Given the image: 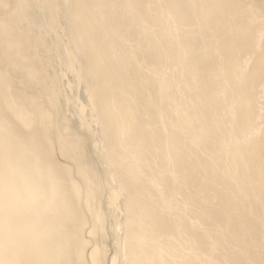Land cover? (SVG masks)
Returning a JSON list of instances; mask_svg holds the SVG:
<instances>
[{"label": "bare ground", "instance_id": "bare-ground-1", "mask_svg": "<svg viewBox=\"0 0 264 264\" xmlns=\"http://www.w3.org/2000/svg\"><path fill=\"white\" fill-rule=\"evenodd\" d=\"M4 264H264V0H0Z\"/></svg>", "mask_w": 264, "mask_h": 264}, {"label": "snow or ice", "instance_id": "snow-or-ice-1", "mask_svg": "<svg viewBox=\"0 0 264 264\" xmlns=\"http://www.w3.org/2000/svg\"><path fill=\"white\" fill-rule=\"evenodd\" d=\"M0 236H2L5 241H7L8 235H7V208L6 206H0ZM0 264H4V262L0 261Z\"/></svg>", "mask_w": 264, "mask_h": 264}]
</instances>
